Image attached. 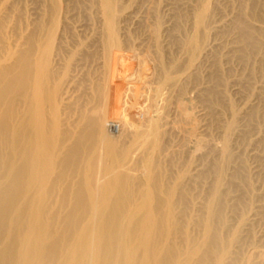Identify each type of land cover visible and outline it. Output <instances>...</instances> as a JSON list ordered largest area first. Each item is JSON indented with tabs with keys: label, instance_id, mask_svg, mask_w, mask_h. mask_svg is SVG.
<instances>
[{
	"label": "bare ground",
	"instance_id": "bare-ground-1",
	"mask_svg": "<svg viewBox=\"0 0 264 264\" xmlns=\"http://www.w3.org/2000/svg\"><path fill=\"white\" fill-rule=\"evenodd\" d=\"M144 1L41 0L28 15L0 0V264H264V244L246 249L245 217L232 225L224 186L235 117L219 160L185 175L170 115L222 26L242 59L264 51V0H238L224 23L219 0L185 1L189 32L167 61L160 29L183 25L150 26L146 49L130 34L148 22ZM149 86L144 113L127 106ZM208 177L194 197L189 185Z\"/></svg>",
	"mask_w": 264,
	"mask_h": 264
},
{
	"label": "rangeland",
	"instance_id": "rangeland-1",
	"mask_svg": "<svg viewBox=\"0 0 264 264\" xmlns=\"http://www.w3.org/2000/svg\"><path fill=\"white\" fill-rule=\"evenodd\" d=\"M179 1L181 4L183 2V5H185V1L189 2L188 4L195 2V0ZM179 1L145 0L143 4L144 12L146 15L150 14L147 16L145 15L148 21L147 22L145 19L147 22L146 26H131V37L134 38V40L142 39L144 44L147 45L145 48L148 49V41H146V36L144 34L146 29L151 27L155 29V26H161L163 24H169L173 28H175L176 24V26L183 25L182 31L176 32L177 35L174 33L171 34V32H163L162 29H160V41H163L162 44L164 46V50L166 51V54L163 53L162 60L165 61L168 60L170 55V59H175L181 55L178 50L177 42L184 37L185 33L189 32V23L185 18L189 12L187 11L188 9L186 5L184 7L182 6L183 8L181 6L177 8V6L181 5L178 3ZM17 3L21 9L23 8L26 10L24 13L30 15V13H34V11V14H36V10L39 9V4L41 5V0H17ZM77 3L78 6L83 5L82 0H77ZM79 3L82 4L79 5ZM146 4H149V6ZM174 4H176V6ZM145 7L150 9L147 10ZM238 7V0H219L218 7L216 9L217 11L215 10L217 21L219 20L221 23L228 22L229 19L233 18ZM32 9L36 10L33 11ZM171 10L173 11L172 13ZM155 13L157 16H153ZM170 13L174 14L171 15ZM34 14H31V16ZM262 15L264 16V13H262ZM80 16L82 17L81 14L76 15L74 19L76 20L78 18L79 20ZM148 18H150V21ZM75 20L74 22H76ZM153 20H156V25ZM262 21L264 22V17ZM152 23H154V25ZM142 27L144 29H142ZM228 29L229 28H226V26H222L214 35L213 39H215L216 44L214 43L213 48L207 55L208 57L206 56L202 62L203 64L201 63V67H199L196 76L190 78V80H188V82L182 87V96L179 100L180 106L177 104L178 102L176 103L177 105L171 104L170 106V115L172 114L171 116L173 117L171 120H175L174 129L171 134V145L173 144L171 147V156L174 157H172V159H174L173 162L176 163L175 166H179L178 168H180L185 175H187V172L189 173L196 167L199 168L200 166L203 168L205 167V170H208L207 167L211 165L212 161L215 162L219 160L217 158H219L220 155H217V152L220 151L223 145L224 130L233 120V117H235V126L237 128L235 129V132L230 135L229 148L232 156L231 160L233 161L230 163L229 167L231 168L228 170L229 173H232L231 175H235V177L231 180L226 178L224 186H226L225 189L227 188L226 193H228L230 197L233 195L231 197L232 199L229 200V205L233 208L234 213L230 214L232 218V225L236 226L238 220L243 216L245 217L247 226H245V230L243 229L244 233H242V236L244 241H246L244 243L247 249L249 244L254 245L255 247L257 245L260 247L264 244V51L259 53L260 56L250 52L248 59H242V53H239L238 50H234L233 47L231 48L234 35ZM176 36H178V40H176L177 38L174 39ZM211 90L213 91L212 94L219 90V94L217 93L214 98L213 96L208 98L207 95L211 94ZM143 92L147 94L145 98L142 96L139 98L134 96L132 101H130V99L128 100V103L131 104L127 106L133 108L134 101L137 100L141 110L146 111L149 100L145 99L151 98V96H149L151 93V87L149 86L147 89H144ZM172 105L175 106L176 112H174ZM176 106H178V111ZM142 107L144 109H142ZM154 110L156 109L154 108ZM145 111H143V113ZM172 111L174 113H172ZM143 121L146 122L147 120L144 119ZM146 124H148V122H146ZM108 133L112 139H115L118 135L116 132L111 133L108 131ZM202 179L203 181L206 180V184L209 182L207 186L210 185L211 177L206 179L201 178L198 179L201 181L196 180L191 183L189 185V189L192 188L190 191H192L191 193L195 195L194 197H204V190H206L207 187L205 183H202ZM195 184L198 185V187Z\"/></svg>",
	"mask_w": 264,
	"mask_h": 264
}]
</instances>
